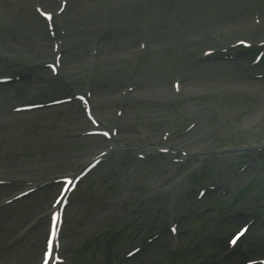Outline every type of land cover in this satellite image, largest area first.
<instances>
[{
  "label": "rangeland",
  "instance_id": "rangeland-1",
  "mask_svg": "<svg viewBox=\"0 0 264 264\" xmlns=\"http://www.w3.org/2000/svg\"><path fill=\"white\" fill-rule=\"evenodd\" d=\"M38 4L55 10L59 1L0 0V74H20L14 84H0V172L37 178L68 171L104 143L83 134L87 121L76 103L18 113L19 100L89 89L97 116L128 138L115 137L116 149L73 194L61 240L67 264H172L171 251L176 264H244L263 256L264 148L252 146L264 139V77L254 76L264 70L244 69L242 60L199 58L204 48L238 37L264 38V0H66L55 18L62 28L59 77L45 65L37 73L28 66L53 54ZM164 131L171 133L166 139ZM156 133L187 152L250 145L232 154L209 152L201 161L189 157L187 170L202 181L192 182L167 153L137 158L131 147ZM211 182L216 187L197 199L199 185ZM15 187L0 184V202ZM56 190L50 183L0 204V264L39 261L47 232L42 214ZM171 221L176 236L167 228ZM247 221L248 233L229 248V236ZM125 225L110 262L85 243ZM138 242L141 251L124 258Z\"/></svg>",
  "mask_w": 264,
  "mask_h": 264
},
{
  "label": "bare ground",
  "instance_id": "bare-ground-1",
  "mask_svg": "<svg viewBox=\"0 0 264 264\" xmlns=\"http://www.w3.org/2000/svg\"><path fill=\"white\" fill-rule=\"evenodd\" d=\"M261 97H263L260 101H259V103L260 104H263L264 103V96H261ZM157 137H158V135L156 134L154 137H153V140L156 138L157 139Z\"/></svg>",
  "mask_w": 264,
  "mask_h": 264
},
{
  "label": "snow or ice",
  "instance_id": "snow-or-ice-1",
  "mask_svg": "<svg viewBox=\"0 0 264 264\" xmlns=\"http://www.w3.org/2000/svg\"><path fill=\"white\" fill-rule=\"evenodd\" d=\"M235 241L233 240V243H234Z\"/></svg>",
  "mask_w": 264,
  "mask_h": 264
}]
</instances>
